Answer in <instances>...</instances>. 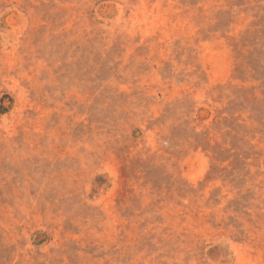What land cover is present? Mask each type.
Wrapping results in <instances>:
<instances>
[{
    "label": "rangeland",
    "instance_id": "rangeland-1",
    "mask_svg": "<svg viewBox=\"0 0 264 264\" xmlns=\"http://www.w3.org/2000/svg\"><path fill=\"white\" fill-rule=\"evenodd\" d=\"M0 264H264V0H0Z\"/></svg>",
    "mask_w": 264,
    "mask_h": 264
}]
</instances>
